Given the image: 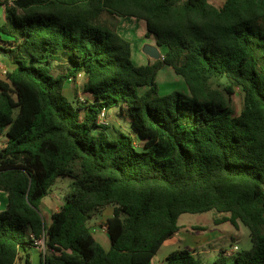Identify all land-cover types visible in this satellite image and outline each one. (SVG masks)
I'll return each mask as SVG.
<instances>
[{
    "label": "trees",
    "instance_id": "16d2710c",
    "mask_svg": "<svg viewBox=\"0 0 264 264\" xmlns=\"http://www.w3.org/2000/svg\"><path fill=\"white\" fill-rule=\"evenodd\" d=\"M13 4L0 17V56L11 66L0 78V264H31L39 240L42 264H153L182 214L214 209L227 214L216 223L242 222L253 243L214 264H264V0ZM128 17L145 22L159 60L134 62L117 30ZM165 66L188 93L160 94ZM79 79L86 102L77 92L74 104L64 87ZM113 108L139 140L98 125ZM66 177L73 182L48 224L41 205ZM108 207L106 250L89 222ZM165 264L203 262L182 249Z\"/></svg>",
    "mask_w": 264,
    "mask_h": 264
},
{
    "label": "rangeland",
    "instance_id": "374dc122",
    "mask_svg": "<svg viewBox=\"0 0 264 264\" xmlns=\"http://www.w3.org/2000/svg\"><path fill=\"white\" fill-rule=\"evenodd\" d=\"M6 7V12L14 7L13 0H0ZM226 0H209V2L216 7H221ZM3 21H6V17H3ZM134 22H137L134 23ZM134 24V25H133ZM133 25V26H131ZM117 30L124 35L128 40L132 42L133 47V60L139 65L141 58L151 61L154 60L146 55L143 48L146 45L157 46L154 37H146V24L144 21L134 18H120L119 27ZM159 48V47H158ZM160 52L163 49L159 48ZM58 70V69H57ZM10 71V62L4 57L0 56V78L5 79L6 73ZM57 72V71H56ZM160 94L166 95L174 91L188 93V87L184 79L177 75L174 70L170 67L165 66L158 74L157 78ZM83 79H79L77 82H70L69 87L71 89H64L65 97L74 104L76 103L77 97L75 94L81 92L83 87ZM228 82L225 79L215 81L214 85L222 87ZM231 106L234 109L235 115H239L243 108V93L236 89V93L231 98ZM77 104V103H76ZM109 125L106 127L113 137L119 135V132L125 133L132 136L133 138L140 139L137 131L134 129L130 118L122 116L118 108H113L108 111ZM95 134L99 133V130H94ZM73 182L70 177L60 178L57 184L53 187L50 195L46 197L41 205L42 215L47 223L51 222V216L54 212L58 211L63 203L64 196L69 189V184ZM7 194L4 192L0 193V211L6 208L7 205ZM113 215V207H108L96 214V216L89 222V226L95 235L96 239L101 241L103 244L105 237H108L105 223L107 219ZM227 214H224L216 209L204 212V213H184L179 218L180 231L173 236L169 241L162 246L155 257V264H165L166 258L169 254L174 251L189 249L193 253H200L203 249L198 248L196 251L191 246L192 243H201L205 240H211L205 247L208 251V255L199 256L202 259L203 264H214V260L221 253L220 248L224 247L228 250L236 248V254L243 250H251L253 243L250 237L249 228L240 222L239 229L233 226L229 222L216 223V220L222 218ZM184 233L187 242L184 240L173 241L175 238H180L181 234ZM232 239L238 240L232 242ZM41 241V242H40ZM36 243L34 250H32V263L31 264H42L43 254L46 252L45 241L40 240ZM110 246V241L108 239ZM187 243V244H185ZM197 256V258H198ZM229 257V256H228ZM230 260H233L230 257ZM17 264H21L18 262Z\"/></svg>",
    "mask_w": 264,
    "mask_h": 264
},
{
    "label": "crops",
    "instance_id": "0c3cea01",
    "mask_svg": "<svg viewBox=\"0 0 264 264\" xmlns=\"http://www.w3.org/2000/svg\"><path fill=\"white\" fill-rule=\"evenodd\" d=\"M6 7L4 6V4H2L1 3V1H0V17L2 18V20H3V17L5 16L6 17ZM4 22V21H3ZM134 23H136L137 24V22H134ZM134 25V24H133ZM133 25H131V26H133ZM128 39V38H127ZM150 61L149 60H147V59H145V57H142L141 58V62L139 63V65H145V64H148ZM10 68H11V66H10ZM69 83L70 82H67L66 83V85H65V87H64V89H66V90H68L69 91V89H71V87H69ZM80 93V92H79ZM48 224H50V223H48ZM106 227V226H105ZM95 236V235H94ZM96 238V237H95ZM108 239L109 238H106L105 237V239H104V245H105V249L106 250H109L110 249V246H111V244H110V246H109V243H108ZM185 239V240H184ZM97 240V239H96ZM178 240H184V242H187V240H186V238H185V235H184V233H182L181 234V237L180 238H175V239H173V241H178ZM99 243L101 242V241H99V240H97ZM110 241V240H109ZM169 240H167L166 242H165V244L168 242ZM211 240H205V242H201V243H192V245L193 246H191L192 248H194V250L196 251L198 248H202L203 250L200 252V253H196V252H194L193 254L197 257L198 255L199 256H201V254L202 255H208V251L205 249L206 247V245L210 242ZM238 240H236V239H232V242H237ZM164 244V245H165ZM185 244H187V243H185ZM103 246V245H102ZM32 250H34V248L32 249ZM220 250L221 251H223V252H226V248H224V247H222V248H220ZM198 256V258L202 261V259L200 258ZM156 257V256H155ZM218 257H216V259H217ZM215 259V260H216ZM214 260V261H215ZM154 261H155V258H154V260H153V264H155L154 263Z\"/></svg>",
    "mask_w": 264,
    "mask_h": 264
},
{
    "label": "built area",
    "instance_id": "2783aa9c",
    "mask_svg": "<svg viewBox=\"0 0 264 264\" xmlns=\"http://www.w3.org/2000/svg\"><path fill=\"white\" fill-rule=\"evenodd\" d=\"M78 98L81 102H86L85 101V97L83 96V94H79L78 95ZM98 125H101V126H108L109 125V119H108V114L103 111L99 117H98V121H97ZM40 241V240H39ZM41 242V241H40ZM226 256H229V257H234L236 255V248L235 249H231V250H228L225 252Z\"/></svg>",
    "mask_w": 264,
    "mask_h": 264
},
{
    "label": "water",
    "instance_id": "95a60500",
    "mask_svg": "<svg viewBox=\"0 0 264 264\" xmlns=\"http://www.w3.org/2000/svg\"><path fill=\"white\" fill-rule=\"evenodd\" d=\"M143 51L146 55H148L150 58L154 60H159L162 56L160 49L157 46L146 45L143 48Z\"/></svg>",
    "mask_w": 264,
    "mask_h": 264
}]
</instances>
